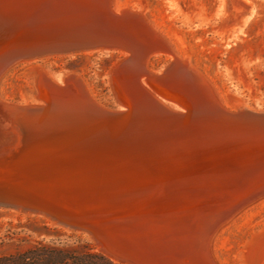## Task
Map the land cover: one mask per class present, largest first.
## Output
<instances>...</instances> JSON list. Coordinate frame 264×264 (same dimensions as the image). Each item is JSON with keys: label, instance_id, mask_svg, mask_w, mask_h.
<instances>
[{"label": "bare ground", "instance_id": "obj_1", "mask_svg": "<svg viewBox=\"0 0 264 264\" xmlns=\"http://www.w3.org/2000/svg\"><path fill=\"white\" fill-rule=\"evenodd\" d=\"M53 2L55 6L56 1ZM47 3V0H0V13L5 16H0L1 35L4 31L12 32L11 22H8L12 17L6 16L7 13L40 9L48 6ZM108 3L111 13L135 16L144 28L130 23L116 27L115 16L109 14L105 19L120 36L117 46L54 51L11 61L0 56V79L11 68L22 63H38L50 56L117 51L123 56L111 67L109 81L118 108L101 103L81 74L69 71L58 77L42 65H35L37 95L33 100L16 103L0 94V161L21 166L22 173L32 177L27 180L30 184H25L38 185L36 190H42L43 194L48 195L60 185H71L69 182L87 180L115 186L123 190L124 196L143 197L149 205L159 207L160 218L175 222L170 232L189 233L203 241L207 239L204 244L210 250L214 246H211L212 238L223 228L224 220L264 191V170L261 175L258 172V177L221 179L215 184L201 179L202 172H222L226 167L200 159L193 161L191 156L180 152L183 150L179 149L175 138L186 134L181 128L187 127L182 115H186L185 109L191 106H196L198 116L205 119L217 116L214 114L217 106L231 113H238L241 107L264 109L239 100L229 106L214 94L215 91L212 92L214 99L209 98L208 104L198 96L177 101L176 86L172 87L175 80H197L207 87L206 76L193 65L189 56L182 58L171 47L143 10L116 9L113 0ZM29 29H23L21 39L24 41L27 34H33ZM167 52L172 55L171 62L162 70L152 67V59ZM202 128L206 130L207 127ZM195 180H202L197 181L200 186L197 187L203 194L189 202L183 200V189L192 187ZM18 184L17 181L13 183ZM233 185L243 190L233 193L225 190ZM0 205L44 215L56 223L47 214L23 204L0 201Z\"/></svg>", "mask_w": 264, "mask_h": 264}, {"label": "rangeland", "instance_id": "obj_2", "mask_svg": "<svg viewBox=\"0 0 264 264\" xmlns=\"http://www.w3.org/2000/svg\"><path fill=\"white\" fill-rule=\"evenodd\" d=\"M113 5L116 9L131 7L143 10L171 47L182 58L189 56L193 65L206 76L205 80L209 81L207 87L197 80H175L171 85L176 86L177 101L198 96L200 101L208 104L215 91L214 94L217 93L229 106L239 100L264 109V0H113ZM122 56L117 51L77 53L50 56L38 63H22L9 69L0 79V94L16 103L33 100L37 95L33 67L39 64L58 77L69 71L81 74L101 103L118 108L109 71ZM172 59L170 53H161L152 59L151 64L162 70ZM225 170L221 173L202 172L204 177L201 179L215 184L221 179L258 177L264 170V158L252 164L228 165ZM195 181L192 187L183 189V200L189 202V199L203 194L197 185L202 180ZM225 190L233 193L243 189L233 185ZM263 194L264 191L260 192V197L255 196L242 205L241 210L233 212L225 219L227 224L224 220L223 228H219L212 238L213 248L210 247L211 251L208 249L214 264H264ZM171 221L160 218V223H155L152 229L155 237L160 239V251H173L177 242L187 243L185 240L190 242L200 238L189 233L170 232L175 223ZM88 234L52 223L44 215L0 205V253L14 252L19 247L26 248L41 240L71 244L90 241L96 249L104 252L105 249ZM184 236L189 237L185 239ZM204 246L207 250V244ZM104 253L118 262H125L106 250ZM127 262L124 264H134Z\"/></svg>", "mask_w": 264, "mask_h": 264}, {"label": "water", "instance_id": "obj_3", "mask_svg": "<svg viewBox=\"0 0 264 264\" xmlns=\"http://www.w3.org/2000/svg\"><path fill=\"white\" fill-rule=\"evenodd\" d=\"M47 2L50 4L40 9L12 16L7 13L12 17L8 20L12 32H0L1 57L11 61L54 51L117 46L120 36L116 28L112 30L108 25L105 16L109 14L115 16L116 27L130 23L144 28L135 16L111 13L108 0ZM0 16L5 17L1 13ZM26 28L33 34H27L24 41L21 38ZM198 110L196 106L187 107L186 115H182L187 127L181 128L186 134L175 138L181 153L188 154L193 161L220 163L221 167L263 160L264 110L241 107L238 113H231L217 106L216 113L213 112L217 116L210 114L208 119L200 118ZM31 178L22 173L21 166L0 161V201L23 204L47 214L59 225L87 232L109 254L134 264H214L203 248L207 239L177 242L173 251H160V239L152 230L155 223H160V209L149 205L143 197L124 196L123 190L115 186L87 180L57 186L47 195L36 190L38 185L25 184ZM14 181L19 184L13 185Z\"/></svg>", "mask_w": 264, "mask_h": 264}, {"label": "trees", "instance_id": "obj_4", "mask_svg": "<svg viewBox=\"0 0 264 264\" xmlns=\"http://www.w3.org/2000/svg\"><path fill=\"white\" fill-rule=\"evenodd\" d=\"M0 264H124L90 242L55 243L36 241L14 252L0 253Z\"/></svg>", "mask_w": 264, "mask_h": 264}]
</instances>
